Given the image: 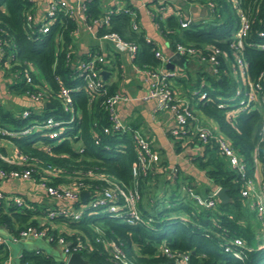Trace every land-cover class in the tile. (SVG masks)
Listing matches in <instances>:
<instances>
[{
    "label": "trees",
    "instance_id": "16d2710c",
    "mask_svg": "<svg viewBox=\"0 0 264 264\" xmlns=\"http://www.w3.org/2000/svg\"><path fill=\"white\" fill-rule=\"evenodd\" d=\"M102 1L84 0L83 15L87 25L104 16ZM201 1L214 4V13L209 16L208 21L206 19L202 22L193 21L183 28L180 24L186 17L183 8L165 2L176 6L179 14H169L163 19L154 17L153 23L157 32L169 42L172 50L176 44L197 49L216 46L227 51L228 56L232 57L227 41L239 25L234 1ZM239 1L242 8L249 7L252 11L244 58L249 78L261 87L258 90L257 101L252 103L249 109L228 116L237 106H230L219 98V95L229 96L238 84L223 62L217 74L199 72V83L195 86L200 90L184 94L190 104L192 100L196 102L195 107H192L193 115L198 118L200 114L211 120L217 128L216 133L225 137L242 158L243 174L230 168L227 160L218 153L214 140L201 144V150L192 158L196 167L216 187L227 189L230 203L222 204L218 201L214 209L200 207L186 192L185 196L181 195L176 180V189L172 190L168 205L164 209L156 210L160 198L163 199L165 196V191L161 196L159 192L154 194L151 190L152 185L162 187L168 183L165 180L159 181L160 174H156L159 167L157 163L145 175L136 178L140 193L137 207L142 221L130 224L123 217L94 209L86 210L77 221L63 216L50 219L43 208L35 207L33 204L17 205L4 194L0 198V227L13 237L29 225L36 226L45 230L51 244H57L56 239L62 236L69 243L70 251L81 254L89 264H174L173 258H169L162 251L163 243L172 250L188 253V264H264V246L252 245V241L260 237L256 236L257 232L252 225L245 222L246 218L252 215L243 207L240 196L245 181L254 177L255 159L262 162L264 157V134H260L264 125V77L260 78L264 76V50L253 46L264 41V37L258 36L260 31H264V0ZM155 3L157 2L148 1L147 6ZM124 7L129 11L136 9L128 0ZM34 10L32 0H0V45L5 52L0 64L2 67L9 65L8 68L4 67L3 76L17 73L19 77L16 83L8 84L9 93L19 95L40 89L45 95L46 103L38 112L30 109L32 112L27 118H22L19 110H5L0 106V120L14 128H23L29 121L37 120L42 125L47 118L52 117L53 120L60 122L56 128L59 136L51 139L47 135L49 130L44 129L36 133V136L28 134L12 137L10 140L18 151L30 158L32 177L36 180L45 179L53 186L77 185L80 192L88 191L89 197L93 198H97L101 190L107 186L99 175L109 176L119 184L131 186L134 181L132 166L137 157L131 132L113 129L108 133L102 131L104 126L111 125L103 100L115 92L116 85L106 79V95L96 96L88 93L83 88L77 61H86L90 53L89 56L75 53L76 19L59 12L49 31L42 34L38 30L40 24L27 25V14ZM111 11L108 15V25L97 26L96 35L117 32L123 39L136 45L137 52L132 61L136 67L154 70L160 66L161 60L155 56L157 44L153 40H146L147 35L140 25L138 29H133V17L130 12L123 9L117 11L115 7H112ZM137 18L138 13L136 16L138 21ZM93 51L92 49L91 54ZM206 53L203 51V54ZM30 65L37 69V74H33V84L26 83L23 76ZM104 68L108 70L107 66ZM205 79L212 86L220 88L218 93L207 88L205 84H200ZM61 86L70 89L72 99L70 110L65 111L58 98ZM203 91H206L212 100L198 99V94ZM72 115L73 120L68 123ZM68 136L71 139H66ZM186 137L187 135L178 137L179 140L175 143L176 152L181 151V142ZM0 151L2 152V149ZM47 165L58 169L59 175L57 177L47 175L43 171ZM262 168L264 174V162ZM0 169L9 171L17 169V166L0 159ZM88 172L94 176H90ZM158 181L160 183H156ZM188 186L193 187L192 184ZM192 189L199 193L194 187ZM152 196H156L155 202L149 208H145L142 202L145 200L149 206V200L155 198ZM42 218H47V221L42 223ZM149 219L151 221L146 224ZM51 223L64 224L67 229L52 227ZM235 236L242 237L245 245L251 247L244 249L245 256L242 260L224 249L226 241ZM112 243L120 245L126 262L115 261L112 258L108 248ZM7 258L9 247L5 241L0 240V262ZM65 258V256L57 258L43 248H24L19 256V264H66Z\"/></svg>",
    "mask_w": 264,
    "mask_h": 264
},
{
    "label": "built area",
    "instance_id": "2783aa9c",
    "mask_svg": "<svg viewBox=\"0 0 264 264\" xmlns=\"http://www.w3.org/2000/svg\"><path fill=\"white\" fill-rule=\"evenodd\" d=\"M36 6L37 0H32ZM186 5L200 6L204 13L212 15L214 13V4L212 2H203L201 0H182ZM234 1V8L236 16L239 20V25L237 29L232 33L230 39L227 41L228 46L232 53V57L228 56V52L216 47H206L204 49H197L193 46H184L181 44H176L174 49L175 52H178L185 58H196L200 62L207 64L210 68L211 73L217 74L221 62L227 65L229 74L235 76L237 81V86L234 91V97L238 98L237 108L230 111L228 116L235 115L239 111L247 110L255 103L258 99V90L261 88L260 85L256 82H253L247 71V63L244 58V49L246 45V40L250 34L251 27V18L252 11L248 8H242L240 6L239 0ZM83 1L81 4L76 7L69 3L68 0H47V5L44 10V19L35 20V12L27 14V25L40 24L38 28L39 32L44 34L49 31L50 26L55 22L57 14L59 12L63 14H68L76 19L80 18L84 20L83 15ZM112 7L105 10V14L102 18L93 21L91 25H87L89 31L100 41L108 42L112 45V48L122 54H126L128 58L133 61V58L137 52V47L134 43L129 42L123 39L117 32H108L104 33L101 36L96 35V28L100 25H108V15L112 12ZM117 11L124 10L128 12L124 6L115 7ZM35 11V10H34ZM133 17L132 26L133 29H138L139 21L136 20L137 10L129 11ZM148 15L151 17L152 21L154 17H159L160 19L165 18L169 14L177 15L179 14L176 6L171 4H165L164 2H157L148 6L147 9ZM138 19V18H137ZM204 20H201L202 22ZM192 18L186 16L180 22L181 27L186 28L190 23H192ZM155 26V25H154ZM258 36L264 37V31H260ZM147 41H150L149 37H146ZM254 47L264 50V41L255 43ZM207 52L206 55L203 54V51ZM5 52L3 51L2 46L0 45V63L4 56ZM89 56V54H88ZM155 56L159 57L161 60L160 66L154 70H141L149 77V87H148V97L154 99V112L168 110L172 113L175 120V128L171 131L173 137H180V135H187L196 138L201 144H205L210 140H214L218 149V153L227 160L230 168L234 171L243 174L244 173V163L240 154L234 149L231 143L222 135L216 133V131L211 128L209 125L201 124L198 122L197 117L193 115L192 106L189 103L188 99L177 97L174 89L172 88L171 80L176 77V73L173 70L166 69L167 59L160 53L159 50L155 51ZM78 69L81 71L83 80V88L91 94L94 95H106L107 87L105 80H103L101 71L105 70L107 66V60L103 54L99 51H94L90 53L89 59L86 61H77ZM8 68L9 65L4 66ZM4 67L0 64L1 75H4ZM226 70V72H228ZM33 74H37V69L30 65L28 69L24 71L25 82L28 84H33ZM4 77V76H3ZM12 80L10 84L16 83L17 73L11 74ZM264 76H260L263 78ZM204 84V83H203ZM202 84V85H203ZM6 94H9L6 90ZM198 99L210 101L212 98L208 95L206 91H203L198 94ZM17 96H22L29 100L32 106L22 107L19 110L20 116L22 118H27L31 110L40 111L41 108L46 103L45 95L39 90L33 92L26 91L24 94H19ZM58 98L63 106L64 110H70L72 106V99L70 95V89L61 86ZM124 100V97L120 95L117 91L113 94L107 96L103 100V105L109 114V119L111 125L104 126L102 131L108 133L111 129L117 131H129L131 132L134 145L137 150V157L135 163L132 166V175L134 178L133 184L131 186H125L119 184L113 178L109 176L99 175V178L104 180L107 183V186L104 187L100 195L97 198L87 197L86 203L82 204L80 200V190L77 185L72 184H62L59 186H53L48 184L45 179L36 180L32 177V163L29 161L27 155L18 151L14 143L10 140L12 137H21L28 134L38 133L41 130H49L47 135L49 138H57L59 136V131L56 129L60 122L53 120L52 117L47 118L42 125L39 124L37 120L29 121L28 125L23 128H14L10 124H4L0 120V159L3 161L17 166V169H12L9 171L0 169V183L9 179L30 181L36 187L42 189L48 196L53 199L64 202L67 201L72 204H78L77 208H57L55 210L47 211L48 218L52 219L56 216L70 217L71 219L77 221L81 218L82 214L86 210H100L102 212L109 213L112 216L123 217L127 223L133 224L137 221H142L140 217V212L138 210L137 204L140 200V193L137 188L136 178L139 175H145L154 165L159 161L158 153L151 147V144L146 136H144L138 130L125 125L122 123L116 112L117 105ZM224 106H228L223 104ZM1 106V102H0ZM31 109V110H30ZM73 120V115L69 119L68 123ZM260 134H264V125L260 130ZM66 139H71L67 137ZM261 136V140H262ZM97 142V141H96ZM37 143L40 144V141ZM9 146L11 154L9 151ZM264 162V157L263 161ZM262 162L258 159H255V167L253 172V178L245 181L243 187L240 191L241 198L246 202V206L249 211L256 213L258 219L261 221L262 229L260 238L264 239V174L262 168ZM43 171L52 177H57L60 171L56 168L50 167L47 165ZM90 176H94L93 173L88 172ZM217 189V188H216ZM216 189L209 192L207 195H200L190 187L185 186L184 190L190 198L200 207L206 209H214L218 203V198L216 196ZM4 194L0 192V198ZM7 199L11 200L17 205H23V201L20 197L11 195L7 196ZM151 219H149L146 224H149ZM45 230L42 228H37L36 226L29 225L18 233L17 236H13V240L26 239L29 237L37 238L41 237L50 240V237L45 235ZM0 240H3L0 235ZM4 241V240H3ZM58 245L62 246V249L65 253V262L68 256L72 253L70 251L69 243H67L62 236H59L56 239ZM264 242L259 243L257 247H263ZM75 248V247H74ZM109 248L112 258L115 261L126 262L125 254L119 244L112 243ZM251 248L245 245V241L240 236H235L231 239H228L225 243L224 249L231 252V254L242 260L245 256L244 249ZM162 251L169 257L173 258L174 264H188V253L179 252L170 249L165 243L161 245ZM0 264H9V258L0 262Z\"/></svg>",
    "mask_w": 264,
    "mask_h": 264
},
{
    "label": "crops",
    "instance_id": "0c3cea01",
    "mask_svg": "<svg viewBox=\"0 0 264 264\" xmlns=\"http://www.w3.org/2000/svg\"><path fill=\"white\" fill-rule=\"evenodd\" d=\"M70 4L75 7L81 4L83 0H68ZM130 4L136 8L138 13V21L140 27L145 30L147 37L152 39L158 46L160 53L167 59L166 64L168 63L169 58L176 53L171 49L170 44L165 40L156 30L154 23L151 17L148 15L147 2L148 0H128ZM126 0H103L102 7L103 10H107L111 7L124 6ZM174 4V3H173ZM47 5V0H37L35 6V20L39 21L44 19V10ZM176 6H181L180 4H175ZM189 8L183 12L185 16L192 18L195 22H200L209 18V14H202V8L199 6L197 11H193ZM192 7V6H191ZM192 13L197 14L196 18L191 16ZM77 29L74 34L75 40V53L78 55H88L94 51H99L107 60V78L109 83L115 84L116 89L120 95L124 97V100L121 101L116 108L117 116L119 120L146 136L151 144V147L158 153L159 161L156 174H160L158 177L160 182L167 181V184H164L160 187L159 195L163 194L165 191L168 192V195L171 194L172 190L176 189L175 181L179 180V176L182 175L184 186L192 184V186L199 191L200 195H207L209 192L216 189V186L204 175L202 171H199L194 167L192 158L198 154L201 150V143L193 137L187 136L181 142V151H175V143L179 138L173 137L171 131L175 128V120L173 115L168 110H162L154 112V99L148 97V87H149V77L143 73L141 70L133 64V62L128 58L126 54L118 53L113 48L112 45L108 42H100L91 31L88 30L87 25L84 20L77 18ZM93 51V52H94ZM184 67H179L174 65L173 70L176 73V77L171 80L173 89L177 97L184 98V94L187 92L185 89L187 83V76L185 70H196V72H208L210 73V68L207 64L200 62L196 58H185ZM167 69V68H166ZM3 76L0 71V102L1 106L5 110L16 111L15 108L16 100L20 96L13 95L11 93L6 94L8 83L2 81ZM24 98V97H23ZM28 100V99H27ZM29 101V100H28ZM198 116L197 120L199 123L205 121L206 125H209L215 131H217L214 123L207 119L206 117ZM204 124V123H203ZM172 139L175 140L173 143ZM181 139V138H180ZM10 154L12 153L10 150ZM165 151V152H164ZM164 154V155H163ZM180 158V161H178ZM196 166V165H195ZM162 173V174H161ZM158 181V183H160ZM207 185L209 189L202 187ZM173 188L171 189L170 187ZM183 186V187H184ZM192 187V188H193ZM185 188V187H184ZM183 190V189H182ZM194 190V189H193ZM162 191V193H161ZM0 192L7 195H15L22 199L23 204H33L35 207L43 208L44 211L55 210L57 208H77L78 204H72L67 201L60 202L52 197L48 196L42 189L36 187L30 181H22L9 179L0 183ZM186 192V191H185ZM204 193V194H203ZM185 196V193L181 194ZM243 207L248 210L246 202L242 199ZM249 211V210H248ZM251 212V211H250ZM254 213V212H252ZM256 218L257 215L254 213ZM183 219H186L181 217ZM47 218H42L41 222H46ZM52 227H58L60 229H67L64 224L61 223H51ZM1 235V234H0ZM2 236V235H1ZM3 240L7 243L6 237L2 236ZM33 237L26 238L28 241V246H23L19 256L24 248L32 249L39 248L32 243ZM44 239V238H43ZM46 240V239H44ZM18 241V240H14ZM49 242V241H48ZM8 245V243H7ZM9 247V246H8ZM51 254V253H50ZM61 254V253H60ZM55 255L57 258H62L64 255ZM19 259V257H18Z\"/></svg>",
    "mask_w": 264,
    "mask_h": 264
},
{
    "label": "rangeland",
    "instance_id": "374dc122",
    "mask_svg": "<svg viewBox=\"0 0 264 264\" xmlns=\"http://www.w3.org/2000/svg\"><path fill=\"white\" fill-rule=\"evenodd\" d=\"M189 5H185V6H183V9L184 10H186V9H188L189 7H188ZM191 16L193 17V18H196L197 17V14H195V13H192L191 14ZM209 20V18H206V21H208ZM199 73V72H198ZM198 73L196 72V70H194V71H192V70H189V69H187V70H185V74H186V76H187V83H186V86H185V89L187 90V93H189V94H192L195 90H200V89H196L197 87L195 86V85H197V83H199L198 82ZM209 76H212V75H210L209 74ZM231 77L233 78V79H235V76L233 75V74H231ZM11 80H12V77H11V74L10 75H8V76H4L3 78H2V81L3 82H7L8 84H10L11 83ZM202 83H204L205 85H206V87L207 88H209V89H211V90H213V91H215V92H217L218 93V91L220 90V88L219 87H217V86H212L211 84H210V82L208 81V80H202L201 81V85H202ZM198 86H200L199 84H198ZM230 92V91H229ZM234 92L232 91L231 93H230V95L229 96H220L219 94V98H221V99H223L224 101H226L230 106H232V107H234V106H237V104H238V99L237 98H235L234 97ZM217 95V96H218ZM15 103V105H13V106H15V108L16 109H18V110H20L22 107H27V106H32L31 105V103L26 99V98H23L22 96H20V98L18 99V100H16V102H14ZM196 102L194 101V100H192L191 101V105H192V107L194 108L195 107V104ZM199 116H201V118H203L202 117V115H200V114H198ZM203 123L205 124V121H203ZM172 141H173V143H175V140L174 139H172ZM165 152V151H164ZM164 155V154H163ZM178 161H180V158H178ZM194 167L196 168V169H198L195 165H194ZM199 170V169H198ZM200 171V170H199ZM156 183H158V182H156ZM178 184H179V188H178V191L182 194H184L185 193V190H184V181H183V177H182V175H180L179 176V180H178ZM214 185V184H213ZM153 187H152V191H153V193L155 194L156 192H159L161 189H160V187L157 185V187H155V185H152ZM184 186V187H183ZM171 189L173 188V186L172 187H170ZM203 188V190L205 189V188H207V189H209V187L207 186V185H205V187H202ZM183 189V190H182ZM151 191V192H152ZM204 194V193H203ZM161 196V195H160ZM170 194L168 195V192H166V194H165V196L163 197V199L162 198H160V203H158L157 204V206H156V210H161V209H164V208H166V206L168 205V202L170 201ZM204 196V195H203ZM152 197H155L154 199H151V200H149L150 202V204H149V206L145 203V200L142 202V204L145 206V208H149L150 207V205H153V203L155 202V200H156V196H152ZM248 211V210H247ZM249 213H251V215L252 216H248V218H246L247 220L245 221V222H248L250 225H252V227H253V229L255 230V232H257V237H259L258 236V234H259V232H260V230L262 229L261 227H262V223H261V221L258 219V218H256V216H255V214L254 213H252V212H250V211H248ZM181 217H183V216H181ZM185 218V217H184ZM47 220V219H46ZM0 234L2 235V236H4V237H6V241H7V243H8V246H9V264H19V259H18V257H19V253H20V251H21V249L23 248V246H28L27 244H28V241L26 240V239H20V240H18V241H14L13 239H12V236H11V234L7 231V230H5L4 228H2V227H0ZM260 234H261V232H260ZM32 241V243L33 244H35L36 246H38L39 248H43L47 253H51L52 255H59L60 253L61 254H63L64 256H65V253H64V251H63V249H62V246H60V245H58V244H51V243H49L47 240H44L43 238H41V237H37V238H35V239H32L31 240ZM262 242H264V239L263 238H255L253 241H252V245L254 246V247H256L259 243H262ZM60 254V255H61Z\"/></svg>",
    "mask_w": 264,
    "mask_h": 264
},
{
    "label": "water",
    "instance_id": "95a60500",
    "mask_svg": "<svg viewBox=\"0 0 264 264\" xmlns=\"http://www.w3.org/2000/svg\"><path fill=\"white\" fill-rule=\"evenodd\" d=\"M150 2H169V3H174V4H180L181 6H185L186 3L182 0H148ZM191 10L193 11H197V7L196 6H192L190 7ZM202 14H204V10L202 9ZM185 57L182 56L181 54H179L178 52L174 53V55H172L169 60L168 63L166 64V68L167 69H173L174 65H178L179 67H184L185 64ZM101 75L103 80H106L107 78V71L103 70L101 71ZM48 106V105H47ZM89 196V192L88 191H82L80 193V200L82 204L86 203V198ZM216 196L218 198V200L222 203V204H228L230 203L231 199L227 194V189L225 187H217L216 189ZM66 264H89L87 262V260H85L81 254H79L78 252H73L71 253L66 262Z\"/></svg>",
    "mask_w": 264,
    "mask_h": 264
},
{
    "label": "clouds",
    "instance_id": "9594fccd",
    "mask_svg": "<svg viewBox=\"0 0 264 264\" xmlns=\"http://www.w3.org/2000/svg\"><path fill=\"white\" fill-rule=\"evenodd\" d=\"M217 188V187H216Z\"/></svg>",
    "mask_w": 264,
    "mask_h": 264
}]
</instances>
